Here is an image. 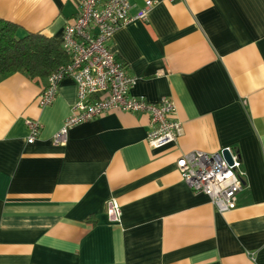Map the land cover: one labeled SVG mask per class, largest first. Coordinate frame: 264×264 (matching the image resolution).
<instances>
[{
	"label": "crops",
	"instance_id": "0c3cea01",
	"mask_svg": "<svg viewBox=\"0 0 264 264\" xmlns=\"http://www.w3.org/2000/svg\"><path fill=\"white\" fill-rule=\"evenodd\" d=\"M78 1L0 0V18L61 40ZM156 1L109 47L137 78L130 94L174 101L176 142L150 145L147 113L113 110L55 144L75 83L41 107L46 81L0 76V264H264V0ZM129 2L130 15L145 4ZM225 147L244 175L220 212L176 161Z\"/></svg>",
	"mask_w": 264,
	"mask_h": 264
},
{
	"label": "built area",
	"instance_id": "2783aa9c",
	"mask_svg": "<svg viewBox=\"0 0 264 264\" xmlns=\"http://www.w3.org/2000/svg\"><path fill=\"white\" fill-rule=\"evenodd\" d=\"M173 1V0H171ZM156 0H145L137 14L130 15L129 0H79L78 13L63 28L61 44L69 61L50 73L38 96L41 107L50 105L60 82L71 79L77 98L70 115L53 135L55 144H64L71 127L102 117L113 110L147 113L150 129L146 139L152 146L177 141L181 123L175 119L176 107L172 99L162 97L157 103L130 94L137 78L126 71L109 47L114 32L136 19H145ZM26 141L33 143L41 129L37 120L27 119ZM228 151L232 163L223 157ZM176 167L186 185L196 193L207 195L220 212L236 206L237 194L243 187V170L239 158L230 147L216 152L191 151L181 155Z\"/></svg>",
	"mask_w": 264,
	"mask_h": 264
},
{
	"label": "trees",
	"instance_id": "16d2710c",
	"mask_svg": "<svg viewBox=\"0 0 264 264\" xmlns=\"http://www.w3.org/2000/svg\"><path fill=\"white\" fill-rule=\"evenodd\" d=\"M68 61L61 40L23 31L19 25L0 18V76L21 72L28 79L43 83Z\"/></svg>",
	"mask_w": 264,
	"mask_h": 264
},
{
	"label": "water",
	"instance_id": "95a60500",
	"mask_svg": "<svg viewBox=\"0 0 264 264\" xmlns=\"http://www.w3.org/2000/svg\"><path fill=\"white\" fill-rule=\"evenodd\" d=\"M223 157L225 158V160L231 164L232 163V160H231V157H230V154L228 153V151H223Z\"/></svg>",
	"mask_w": 264,
	"mask_h": 264
}]
</instances>
